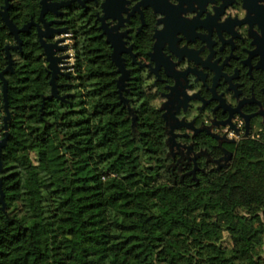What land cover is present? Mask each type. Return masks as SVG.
I'll list each match as a JSON object with an SVG mask.
<instances>
[{
	"label": "trees",
	"instance_id": "obj_1",
	"mask_svg": "<svg viewBox=\"0 0 264 264\" xmlns=\"http://www.w3.org/2000/svg\"><path fill=\"white\" fill-rule=\"evenodd\" d=\"M9 4L18 27L38 19L39 0ZM75 30L70 76L57 80L63 100L48 98L51 76L34 32L10 50L0 264H264V138L240 141L230 166L206 180L181 181L165 164L152 98L139 93L147 117L134 132L105 41ZM8 45L16 41L0 16V75ZM3 85L0 77L1 137ZM34 153L45 156L42 165ZM216 216L228 221L229 248Z\"/></svg>",
	"mask_w": 264,
	"mask_h": 264
},
{
	"label": "flooded vegetation",
	"instance_id": "obj_2",
	"mask_svg": "<svg viewBox=\"0 0 264 264\" xmlns=\"http://www.w3.org/2000/svg\"><path fill=\"white\" fill-rule=\"evenodd\" d=\"M46 8L55 10L46 21H57L47 41L66 37L70 70L75 28L105 41L116 87L122 74L111 56L120 55L125 117L138 132L146 90L165 164L181 181L227 169L240 141L264 138V0H48Z\"/></svg>",
	"mask_w": 264,
	"mask_h": 264
},
{
	"label": "water",
	"instance_id": "obj_3",
	"mask_svg": "<svg viewBox=\"0 0 264 264\" xmlns=\"http://www.w3.org/2000/svg\"><path fill=\"white\" fill-rule=\"evenodd\" d=\"M6 4L2 8H0V16L2 17L5 25L8 27L10 34L13 35L16 41V45L6 46V53L8 58V66L6 69L1 73L0 77L3 80V92H4V101H5V111L6 115L4 116V123H3V130H4V136L2 139H0V170L2 169V161H1V155L2 150L5 147V145L8 142L9 138V130H8V121L10 120V111H9V104H8V82L5 79L4 75L9 70L13 69V61L11 58L10 50L12 49H21L23 40L20 37V34L28 33L32 27L36 28L37 36L39 38L40 45L43 49V55L45 57V60L47 62L48 66V74L51 76L50 78V85H51V94L48 98H57V99H64L65 96H62L59 94V84L57 83V80L59 77H69L70 76V66H69V59L71 58V55L69 53H66V50L69 49V46L67 44H63L66 41V37H60L56 39L54 42H48L47 39H51V36L47 34V30L51 27L52 24H56L57 21H46L45 16L48 11L55 12L52 8L47 9L46 4L48 0H40L41 10L39 14V22L31 21L29 23H26L22 27H18L13 20L10 17L9 14V0H5ZM72 1L68 2H61L57 4L58 7L61 6H67ZM58 34H67V30H57ZM109 41V39H108ZM63 44V45H61ZM112 60L115 62L117 66L116 72L119 74H122L118 80H117V88L118 93L120 95V99L122 100V93L123 89L125 88L124 82V71L122 69V63H121V57L120 55L114 51V53L111 56ZM0 202L2 204L1 209L5 208L4 203V193L1 189V179H0Z\"/></svg>",
	"mask_w": 264,
	"mask_h": 264
},
{
	"label": "rangeland",
	"instance_id": "obj_4",
	"mask_svg": "<svg viewBox=\"0 0 264 264\" xmlns=\"http://www.w3.org/2000/svg\"><path fill=\"white\" fill-rule=\"evenodd\" d=\"M2 128H3V123H2ZM2 138L3 137H1V127H0V139H2ZM44 159H45L44 155L39 157L38 154H36V153L33 154V161L35 163H40L42 165ZM211 169L212 168H210L209 174H211L215 168H213L212 170ZM199 177H200V178H198L199 183H200V181L206 180L205 175L199 176ZM189 182H191V181H189ZM215 218H216L215 220L211 219V221L217 223V225H218V228L217 229L215 228L216 235L221 240L220 243L229 248L232 244V237H231L230 233L228 232V230H226V228H225L228 221H227V219H224L222 216H218V217L216 216Z\"/></svg>",
	"mask_w": 264,
	"mask_h": 264
},
{
	"label": "built area",
	"instance_id": "obj_5",
	"mask_svg": "<svg viewBox=\"0 0 264 264\" xmlns=\"http://www.w3.org/2000/svg\"><path fill=\"white\" fill-rule=\"evenodd\" d=\"M70 71V70H69Z\"/></svg>",
	"mask_w": 264,
	"mask_h": 264
}]
</instances>
